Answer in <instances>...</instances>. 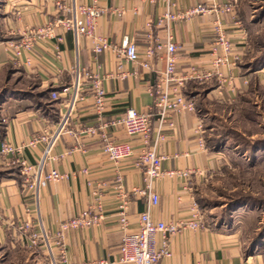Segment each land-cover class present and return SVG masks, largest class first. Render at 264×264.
I'll return each mask as SVG.
<instances>
[{"label":"crops","instance_id":"crops-1","mask_svg":"<svg viewBox=\"0 0 264 264\" xmlns=\"http://www.w3.org/2000/svg\"><path fill=\"white\" fill-rule=\"evenodd\" d=\"M75 0H7L4 22L0 28V88L5 87L16 72L21 81L31 82L27 89H12L0 105V148L3 142L12 146L27 144L43 128H54L64 110L66 90L70 89L73 71L77 65L82 72L97 74L107 92L106 115L108 118L123 115L127 108L146 112L153 105L151 86L165 70L160 59L150 61L151 69L141 64L125 62L116 53L96 54L93 41L85 36L75 44L70 32L63 41L45 39L35 42L30 49L22 50L15 63L14 54L8 44L22 38L27 30L37 29L59 17L68 15L60 5L68 8ZM78 5L91 6L94 0H76ZM101 17L96 23V35L110 40L120 47L125 38L134 43L144 60L147 46L154 40L164 44L168 32L174 38L178 51L177 71L188 74L193 67L208 69L215 48L214 25L218 20L224 25L233 45L232 62L222 69L225 80L215 78L207 84L189 82L183 90L188 99L194 101L193 112L170 114L172 127H161L154 119L149 137L150 146L165 156L163 169L172 171L154 185L159 196L158 205L151 208L154 221L177 223L189 219L193 211L200 209L203 190L210 183L222 161L226 147L215 151L208 143L213 125L209 118L222 116L217 107L238 103L255 89L264 90V68L248 72L243 59L248 52L246 28L237 15L234 0H98ZM207 5L212 11L190 19L173 22L159 18L165 13L178 14L190 7ZM234 5L232 12H224L225 5ZM165 50L158 52L163 55ZM124 75V78H121ZM228 80H231L229 83ZM248 81V83H245ZM80 102L74 112L69 130L58 141L55 155L58 159L50 163L69 177L60 182H49L41 191V214L45 229L55 235L60 225L102 199L105 219L98 226L70 230L66 233V246L72 262L104 260L118 264L124 232L119 227L118 207L120 200L114 191L115 166L103 151L102 133L91 135L86 131L95 127L97 115L94 110L91 83L84 79ZM57 92L59 97L52 98ZM111 142L128 143L137 153L145 145L138 136H129L122 128H110L107 132ZM43 145L27 149L20 155L30 165L35 164L43 153ZM12 156H0V246L10 252L30 250L22 238L18 226L28 222L36 224L33 201L26 198L20 172L9 161ZM85 171V173H84ZM128 198V222L132 231L138 230L140 215L146 212L149 199L135 194L134 189L144 187V176L132 160L119 166ZM204 230H185L169 237L171 258L161 259L160 264H261L255 254L246 253L241 229L233 221L229 226L212 225L204 217ZM34 231H38L34 227ZM162 236L156 237L160 246ZM47 253L44 250H39Z\"/></svg>","mask_w":264,"mask_h":264},{"label":"built area","instance_id":"built-area-1","mask_svg":"<svg viewBox=\"0 0 264 264\" xmlns=\"http://www.w3.org/2000/svg\"><path fill=\"white\" fill-rule=\"evenodd\" d=\"M97 1L91 6L87 4L78 5L76 0L71 7L60 5L63 12L68 15L59 17L54 21L48 22L40 28L27 30L23 33L22 38L11 41L8 44V50L14 54V61L18 63V59L22 55V50L30 49L35 42L45 39H56L58 43L63 41V35L70 32L74 36L75 44H78L80 37L85 36L93 41V49L96 54L111 51L122 57L125 62L135 64L139 63L146 69H151L150 61L153 59L163 60L165 70L156 83L151 86L150 92L154 97L153 105L146 112H138L134 108H127L123 115L112 117L106 115V104L108 101L107 92L104 89L103 81L97 74L83 73L77 65L73 71V80L70 89L66 90V102L61 117L54 128H43L35 134L29 143L12 146L7 142H3L0 148V156L6 158L12 156L9 164L19 168L22 177V187L24 195L33 201L34 214H36V224L28 222L21 223L18 226L22 232V238L26 242V246L30 250H44L52 264H109L104 260L91 261L83 260V262H72L68 256V250L65 243L66 233L70 230H79L92 226H98L105 219L103 212L102 199H97L95 204L83 210L81 214L75 218L69 219L60 225L59 231L55 235L48 232L43 223L41 214V191L49 182H60L67 179V173H60L56 168H49L50 163L58 159L55 155V147L62 135L65 133H73L69 130V126L73 120L74 112L81 98V91L84 79L91 83V94L94 100V110L97 115V123L95 127L88 128L89 134L95 135L97 132L102 133L104 138L103 151L108 157L110 163L115 166L116 182L114 191L120 205L119 227L124 232L118 264H160L161 259L171 258L169 237L180 234L185 230H204V215L202 210L196 209L189 219L180 220L177 223H166L154 221L151 208L158 205L159 196L154 190V185L162 180L165 174L173 175L174 172H165L163 169V160L165 156L155 151L154 146H150L148 140L152 132L154 119L159 122L160 135L162 138L161 127L167 124L173 126L170 120V114H182L185 112H193L196 109L193 100L188 99L184 95L183 90L189 82L197 81L201 84H207L217 78L220 81L225 80L222 72L224 67L232 64L229 58L234 57L233 45L228 37V33L220 21H216L214 25L215 48L213 50V58L210 61L208 69H200L193 67L188 74H181L177 71L176 55L178 46L170 32L164 44L154 40L152 44L147 46L144 54V60L140 62V54L138 48L128 38L122 42L120 47L105 37L96 35V23L102 13L97 6ZM155 2L156 0H150ZM234 5H225L222 9L224 12H232ZM207 5H197L190 7L178 14L165 12L158 20L161 24L164 21L173 22L179 19H190L193 16L205 15L212 11ZM1 43V40H0ZM165 50L161 55L158 52ZM124 78V75H121ZM231 83V80H228ZM245 83H248L246 81ZM59 94L52 93V98L57 99ZM110 128H122L129 136H138L142 139L145 148L136 154L134 147L130 142L117 143L111 142L108 138L107 131ZM39 144L43 145V153L35 164H29L25 159L20 157L27 149L35 148ZM132 160L135 166L142 172L144 176V187L142 189H134L135 194L145 195L149 199V205L146 212L140 215L138 230L132 231L128 222V198L129 195L125 191L124 179L119 171V166L124 161ZM85 173V171H84ZM38 231H34V227ZM158 235L162 236V242L159 246L156 241ZM233 264V263H230ZM237 264H248L240 262Z\"/></svg>","mask_w":264,"mask_h":264},{"label":"rangeland","instance_id":"rangeland-1","mask_svg":"<svg viewBox=\"0 0 264 264\" xmlns=\"http://www.w3.org/2000/svg\"><path fill=\"white\" fill-rule=\"evenodd\" d=\"M7 4V0H0V28ZM234 4L248 36L249 49L242 63L255 69L264 64V0H234ZM31 85L15 72L0 88V105L12 89L24 90ZM216 111L222 116L209 118L208 124L215 129L210 137L208 133V143L226 149L203 190L200 209L209 224L229 226L234 221L243 234L246 253L259 256L264 264V90L255 89L238 103L217 107ZM0 264L52 263L48 254L39 250L15 253L0 246Z\"/></svg>","mask_w":264,"mask_h":264},{"label":"trees","instance_id":"trees-1","mask_svg":"<svg viewBox=\"0 0 264 264\" xmlns=\"http://www.w3.org/2000/svg\"><path fill=\"white\" fill-rule=\"evenodd\" d=\"M257 66H258V67H257ZM257 66L255 67V69H250L249 66L243 64V67H244L245 70H247L248 72H257V70H260V69L264 68V64H259V65H257ZM217 143H219L220 145L222 144V143H220V140H219V139H217ZM212 146H213V145H212ZM213 148H214L215 151H219V150L221 149V147H220L219 145L213 146ZM18 169H19V168H18Z\"/></svg>","mask_w":264,"mask_h":264}]
</instances>
